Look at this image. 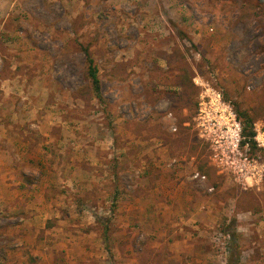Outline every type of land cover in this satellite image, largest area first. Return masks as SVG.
I'll list each match as a JSON object with an SVG mask.
<instances>
[{
    "label": "rangeland",
    "instance_id": "374dc122",
    "mask_svg": "<svg viewBox=\"0 0 264 264\" xmlns=\"http://www.w3.org/2000/svg\"><path fill=\"white\" fill-rule=\"evenodd\" d=\"M260 8L0 0V264H179L149 241L184 226L187 194L207 262L264 264V171L258 186L241 184L197 126L213 90L264 142ZM239 152L264 164V145Z\"/></svg>",
    "mask_w": 264,
    "mask_h": 264
},
{
    "label": "built area",
    "instance_id": "2783aa9c",
    "mask_svg": "<svg viewBox=\"0 0 264 264\" xmlns=\"http://www.w3.org/2000/svg\"><path fill=\"white\" fill-rule=\"evenodd\" d=\"M207 96L210 98L207 100L208 104L213 107L206 111L208 104L205 101L200 103V113L197 117L199 135L211 143L213 150H215V157L221 154L220 161L231 168L241 184L246 187L258 186L262 180L264 164H255V160H250L246 155L239 152V145L242 143L248 148L249 141L242 135V127L236 113L228 103L221 99L219 92L211 90ZM171 115L172 113L169 112L168 116ZM171 129L175 130L176 127L171 125ZM254 139L257 141V145H264L263 140L257 136H254ZM191 179L203 181L206 176L195 171L191 175ZM208 190L211 191L212 188L210 187ZM225 238L229 240L230 235L226 234Z\"/></svg>",
    "mask_w": 264,
    "mask_h": 264
},
{
    "label": "crops",
    "instance_id": "0c3cea01",
    "mask_svg": "<svg viewBox=\"0 0 264 264\" xmlns=\"http://www.w3.org/2000/svg\"><path fill=\"white\" fill-rule=\"evenodd\" d=\"M7 161L8 160L4 163H8ZM8 167L11 168L12 164H8ZM193 199L194 197L191 194H187L184 200H181L182 205H184L181 206V208L185 207V209H181L179 212V214H181V223L184 225L181 226V229H171L172 232L170 233L161 231V229H159L158 232H155L156 238L153 241H149L151 243V249H154V256L158 255V251H169L170 259L178 261L179 264H226L220 260L217 262L216 259L207 262L206 255L208 256V252L206 250H209V245L205 240V233L202 229L201 215H199L200 211L194 212L190 207L192 202H196V200ZM195 209L196 208L193 210ZM158 213H160V211H158ZM158 224L160 225L161 223ZM158 224L155 223L154 226H157ZM172 234L177 239L168 242V240L172 238ZM237 264L251 263L248 260L246 262H238Z\"/></svg>",
    "mask_w": 264,
    "mask_h": 264
},
{
    "label": "trees",
    "instance_id": "16d2710c",
    "mask_svg": "<svg viewBox=\"0 0 264 264\" xmlns=\"http://www.w3.org/2000/svg\"><path fill=\"white\" fill-rule=\"evenodd\" d=\"M260 3L263 5V8H260L263 12V16L260 17L259 22L264 25V0H259ZM83 52L85 54V63H86V73L87 76L90 79L91 86L96 93L97 97H101V81L98 76V68L95 64L93 58L91 57V54L87 47L83 48ZM237 112V116L240 119L242 123V135L245 136V139L250 142L251 148H256V141L254 139V136L256 134L254 128H253V119L244 111L239 110L238 108H235ZM235 239L232 235V240L230 243V246L228 248L229 253H233V251H236L237 245L234 244ZM231 257V255H230Z\"/></svg>",
    "mask_w": 264,
    "mask_h": 264
}]
</instances>
